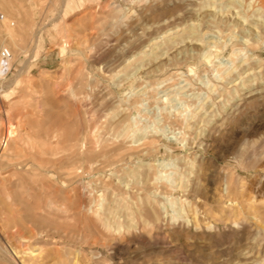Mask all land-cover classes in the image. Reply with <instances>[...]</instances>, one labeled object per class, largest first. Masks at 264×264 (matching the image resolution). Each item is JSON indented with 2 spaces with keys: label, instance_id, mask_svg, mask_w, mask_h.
Listing matches in <instances>:
<instances>
[{
  "label": "rangeland",
  "instance_id": "374dc122",
  "mask_svg": "<svg viewBox=\"0 0 264 264\" xmlns=\"http://www.w3.org/2000/svg\"><path fill=\"white\" fill-rule=\"evenodd\" d=\"M3 47L0 264H264V0H0Z\"/></svg>",
  "mask_w": 264,
  "mask_h": 264
},
{
  "label": "built area",
  "instance_id": "2783aa9c",
  "mask_svg": "<svg viewBox=\"0 0 264 264\" xmlns=\"http://www.w3.org/2000/svg\"><path fill=\"white\" fill-rule=\"evenodd\" d=\"M12 56L13 55L10 48L3 47L0 49V64L2 66L3 71L8 72Z\"/></svg>",
  "mask_w": 264,
  "mask_h": 264
},
{
  "label": "bare ground",
  "instance_id": "6f19581e",
  "mask_svg": "<svg viewBox=\"0 0 264 264\" xmlns=\"http://www.w3.org/2000/svg\"><path fill=\"white\" fill-rule=\"evenodd\" d=\"M223 4V3H222ZM259 8V7H258ZM260 11V10H259ZM245 20V19H244ZM206 48V47H205ZM1 67L2 66H0V71H1ZM254 84V83H253ZM241 86V85H240ZM250 101V100H249ZM251 104V103H250ZM5 140V139H4ZM145 145H147V144H145ZM44 147V146H43ZM263 189V188H262ZM256 190V189H255ZM159 197V196H158Z\"/></svg>",
  "mask_w": 264,
  "mask_h": 264
}]
</instances>
